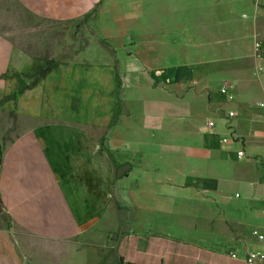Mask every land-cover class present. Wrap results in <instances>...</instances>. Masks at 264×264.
Listing matches in <instances>:
<instances>
[{
  "label": "crops",
  "instance_id": "0c3cea01",
  "mask_svg": "<svg viewBox=\"0 0 264 264\" xmlns=\"http://www.w3.org/2000/svg\"><path fill=\"white\" fill-rule=\"evenodd\" d=\"M8 3L0 8L17 5L44 21L89 13L97 38L133 54L95 69L60 63L14 102L42 64L45 34L29 28L23 49L11 40L16 28L0 32V264H102L106 255L244 264L248 251L264 253V240L229 234L264 235V0ZM111 69L107 111L101 80ZM117 70L125 84L113 122ZM224 84L231 99L220 94ZM109 151L130 169L121 174L127 166L117 170Z\"/></svg>",
  "mask_w": 264,
  "mask_h": 264
},
{
  "label": "rangeland",
  "instance_id": "374dc122",
  "mask_svg": "<svg viewBox=\"0 0 264 264\" xmlns=\"http://www.w3.org/2000/svg\"><path fill=\"white\" fill-rule=\"evenodd\" d=\"M6 2L8 3V0H6ZM83 18L80 22H56L50 20L44 21L27 14L17 5L10 4L0 8V32L6 34L13 32V29L15 30L16 28V32L18 34L11 40L15 46L17 45L23 49H26V46L29 47V37H27L25 31H28L29 33V28H40L45 34V41L43 42L45 55L42 59H40L42 64L50 59L59 58L60 63H68L72 61L73 63L80 66L87 65L88 68L95 69L97 66L98 68H103V66L105 67V64H109V66L110 64L116 66V64H119L122 58L133 54L132 46H112L108 43L111 46V48H109L104 46V44H101L98 41L97 37L99 32L98 29L93 25L92 17L88 16L85 22L82 21ZM15 19H18L17 24H13ZM9 20H11V22L8 24L7 21ZM23 39L25 41H23ZM113 73L114 71L111 69V73H109L107 80H101L107 87V97L103 105V108L107 109V111L109 110L110 106L113 105V91L115 89ZM119 75L120 82L123 87L125 84V79L120 73ZM78 114L79 116L81 115L80 112ZM105 115L106 117L108 116L106 111ZM9 116L12 117L11 113ZM82 117H88L86 111H83ZM1 127H4V122L0 115V128ZM229 234L231 238L234 237L236 239L243 238L248 234L253 235L252 230H249L248 232L245 229H231ZM118 235H120V232L111 235V237L114 241H116ZM233 250L234 247L226 246V249H224L223 252L227 255H230ZM106 256L103 257L102 264H130L124 263L122 259L119 263V260H116L115 256H112L111 258Z\"/></svg>",
  "mask_w": 264,
  "mask_h": 264
},
{
  "label": "trees",
  "instance_id": "16d2710c",
  "mask_svg": "<svg viewBox=\"0 0 264 264\" xmlns=\"http://www.w3.org/2000/svg\"><path fill=\"white\" fill-rule=\"evenodd\" d=\"M90 14H86L83 18V22H85V20L88 18ZM98 41L101 44H104V46L111 48V46L105 42L104 38H98ZM60 64V59L59 58H54V59H50L48 61H46L44 64H36L35 66V71L34 74L36 75L34 80L27 86H23V87H18L16 88L12 95L11 98L14 102L17 101L18 95L20 94L21 91H23L25 88H28L30 86H32L34 83H36L37 80H39L40 78H42L43 76H45L47 74V72L51 71L52 69H56L58 67V65ZM118 70L115 73V81H116V85H117V89L115 91V99H116V110L117 113L115 114L114 118H113V122L116 121L118 114L120 113V106H121V98H120V90H121V82H120V78L118 75ZM11 116H14L13 113H11ZM111 122V124L113 123ZM102 144V141H101ZM109 156L111 157V159L114 162L115 167L117 168V170H119L121 168L122 165H126L127 168L125 171H123L121 174H124L126 171H128L130 169V164L129 163H125L122 165L117 164V162L113 159L112 153L109 151ZM121 262V259H119V263Z\"/></svg>",
  "mask_w": 264,
  "mask_h": 264
},
{
  "label": "built area",
  "instance_id": "2783aa9c",
  "mask_svg": "<svg viewBox=\"0 0 264 264\" xmlns=\"http://www.w3.org/2000/svg\"><path fill=\"white\" fill-rule=\"evenodd\" d=\"M262 44L260 42H255V44L253 45L254 47V51L256 53V55L260 56V54H262L263 52V48L261 46ZM220 94L226 96L228 99H231L230 96V91H229V86L227 84H224L221 86L220 88ZM260 106H264V102L263 103H259ZM234 113L232 111H228L227 112V116L228 117H233ZM214 125V121L213 120H208L206 122L205 127L208 129H211ZM225 141L228 140L227 138L224 139ZM237 157L238 158H249L247 156V154L245 153V151L243 149H239L237 152ZM263 164H264V154L260 159ZM263 212H264V208H263ZM252 234L254 236H256L258 239L260 240H264V235H262L258 230L253 229L252 230ZM237 253L235 251H232L229 255L230 258L234 259L237 256ZM244 264H263L264 263V253L258 250H252V251H248L246 253V256H244Z\"/></svg>",
  "mask_w": 264,
  "mask_h": 264
}]
</instances>
